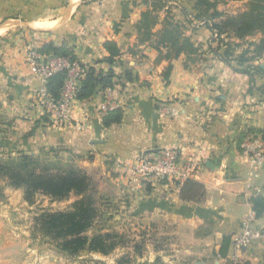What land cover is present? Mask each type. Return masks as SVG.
<instances>
[{
	"label": "crops",
	"instance_id": "0c3cea01",
	"mask_svg": "<svg viewBox=\"0 0 264 264\" xmlns=\"http://www.w3.org/2000/svg\"><path fill=\"white\" fill-rule=\"evenodd\" d=\"M168 1L176 7L179 0ZM182 1L190 8L189 0ZM147 7L142 0H0V152H60L91 178L104 176L116 187L114 202L140 212L130 220L141 216L143 228L152 227L148 233L161 239L150 244L146 234L140 264H264V237L239 250L233 246L242 224L255 218L251 198L264 197V163L251 167L239 147L246 131L264 137V98L249 93L248 75L207 51L189 68L183 55L172 60L166 82L169 61L158 60L152 46L138 44L135 24ZM196 27L188 33H198L201 26ZM45 41L72 47L87 66L108 56L104 42L116 43L121 61L116 71L133 76L129 83L122 79L120 123L103 126L99 88L75 102L68 124L48 120L40 105L46 84L32 74L26 59V46ZM251 64L261 67L264 54ZM165 101L176 105L172 118L158 111ZM161 147L201 160L191 178L204 185L203 200L183 201L179 188L166 183L146 192L128 180L124 162ZM7 188L0 179V264H70L47 242L38 244ZM255 219L262 224L264 213ZM223 236L230 237V245L221 255Z\"/></svg>",
	"mask_w": 264,
	"mask_h": 264
},
{
	"label": "trees",
	"instance_id": "16d2710c",
	"mask_svg": "<svg viewBox=\"0 0 264 264\" xmlns=\"http://www.w3.org/2000/svg\"><path fill=\"white\" fill-rule=\"evenodd\" d=\"M189 1L190 8H187V4L182 0L177 2L176 7L167 6L166 15L160 19L159 13L167 5L168 0H151L150 4L148 0H142L144 4L148 3V7L135 24L138 44L152 46L158 53L157 59L167 60L169 63L183 55L186 68H189L188 65L194 60H204L208 56L206 51L212 53L214 57L230 65L236 64L238 67L236 70L250 78L249 93H254L260 99L264 98V82L258 86L254 81L255 78L264 79V69L251 64V61L264 54V0H246V9L235 14L220 11L218 4L221 0ZM200 21L202 22L199 24L201 26L199 32L188 34L190 26ZM157 24H160V28L154 31ZM192 29L196 31L197 27L194 26ZM254 35H258V38L250 43L253 48L244 49L239 55L234 56V47L239 43L226 39L243 40ZM215 42L217 46L213 48L212 43ZM103 47L108 56L98 65L88 66L79 88L78 99L89 97L96 88L103 90L115 85L123 88L125 84L122 79L128 83L133 80L130 71L123 73L116 71L121 64L120 51L116 43L106 41ZM39 50L46 54L77 58L72 47L64 43L58 45L52 41H45ZM130 53L135 52L130 50ZM248 53L251 55L248 56ZM101 63H104L105 67H100ZM171 69L170 63L163 74L166 82L169 81ZM63 81V72L52 75L45 85L47 93L57 99ZM122 116L121 107L117 108L102 118V124L105 127L118 124ZM0 177L7 179L10 186L22 188L28 201H31L37 192L53 200L66 199L70 194L77 197L66 210H44L34 217L35 231L42 237L54 241L57 250L66 256H77L83 251L107 255L126 241L123 233L115 232L112 228L103 230V226H98L100 225L98 218L102 214L99 206H103V199H97L92 193V178L85 170L73 165L54 168V165L41 163L38 155L20 152L16 161L0 159ZM145 185L144 191L150 192L151 184ZM179 197L183 201H201L205 197V187L201 182L187 178L179 187ZM250 202L255 218L261 217L264 213V197L251 198ZM104 207L113 211L111 216L122 214L123 209L127 210L107 200ZM92 228L96 231L88 235L87 232ZM229 245L230 237L223 236L219 250L221 255L227 252Z\"/></svg>",
	"mask_w": 264,
	"mask_h": 264
},
{
	"label": "built area",
	"instance_id": "2783aa9c",
	"mask_svg": "<svg viewBox=\"0 0 264 264\" xmlns=\"http://www.w3.org/2000/svg\"><path fill=\"white\" fill-rule=\"evenodd\" d=\"M27 64L32 74L45 85L48 78L58 72L64 73V81L59 97L53 98L42 88L40 105L44 115L56 125L68 124L72 118V110L78 99V92L88 66L80 59H71L68 56H56L43 53L39 47L26 46ZM122 88L119 85L101 90V100L98 105V114L101 118L113 110L121 107ZM160 115L172 118L176 115V105L173 101L159 104ZM241 152L247 157L251 167H259L264 163V137L256 131H246L239 144ZM128 180L134 184L166 183L180 187L187 178L195 175L201 167V160L197 157L185 158L175 147H161L157 151L140 152L124 162ZM251 216L242 224L241 232L234 241L235 250L248 246L254 239L264 237V220L256 224Z\"/></svg>",
	"mask_w": 264,
	"mask_h": 264
},
{
	"label": "rangeland",
	"instance_id": "374dc122",
	"mask_svg": "<svg viewBox=\"0 0 264 264\" xmlns=\"http://www.w3.org/2000/svg\"><path fill=\"white\" fill-rule=\"evenodd\" d=\"M151 0H148V3L150 4ZM246 0H221L218 4V8H221L225 10L224 13L226 14H235L242 10L246 9ZM177 5V3H176ZM169 7H174L175 4L172 3V1H168L167 5L163 7L161 12L159 13L160 17L163 18L166 15V9ZM202 21L199 23L195 22L193 23L187 33L192 30L194 26H198ZM200 26V25H199ZM189 34V33H188ZM224 36V35H223ZM258 35L249 36L243 40L238 39H226V40H232L233 42H238L239 45L234 47V56L239 55L244 49H252L253 47L250 45L251 42L257 40ZM213 48L217 46V43H212ZM209 53V52H208ZM212 57L214 55L210 53ZM251 55V53H248V56ZM216 58V57H215ZM218 59V58H217ZM199 61V60H196ZM192 63H190L191 65ZM190 65H188L190 67ZM235 69L238 67L236 64L233 65ZM259 85L263 84L264 79H260ZM257 85V84H256ZM258 85V86H259ZM162 103V102H161ZM58 151V150H56ZM0 159L4 161H16L19 159L20 152L16 151H10V150H2L0 152ZM40 162L54 165V168L57 167H67L70 165H74V163L71 161V159H67L65 156L60 154V152H52L50 150L44 151L40 150L37 153ZM57 166V167H56ZM2 181L5 183V187H9L6 190L10 193L9 197L12 195L15 197V199L18 200L17 206H19V214L27 216V227L30 226V230L34 232L37 235L38 238V244L42 245L47 242V244L52 247V250L55 251L57 254H62L64 257L65 254L59 252L55 246L54 241L52 242L50 239H46L42 237L38 232L34 229V217L44 211V210H66L69 208V206L76 200V196L73 194H70L68 198L63 200H53L47 195L37 192L32 197L31 201H28L25 199L24 191L22 188H15L8 184L7 179L4 177H0ZM92 186L93 190L92 193L97 197V199L101 198L103 206H99V211L101 214V217L98 218V221L100 225L103 226V230H110L112 228L113 231L118 233H123L125 235L126 241L120 245H118L111 253L107 255H102L99 253H89L87 251L81 252L77 256H66L68 258V262L70 264H140L142 263V253L146 251V234H148V241L147 243H154L157 244V242H161V239H156L157 237L153 236L148 233V230L152 227L147 228L145 226L143 228V224L140 221V217H136L134 221H131L130 218L133 215H139L140 212H131L130 208L129 210H122V214L117 213L111 216L113 211H110L107 209V207H104V204L107 201L114 202V197L117 196V190L116 187L109 185L108 181L104 178V176L96 178H92ZM145 183L142 184V188L145 190ZM13 189V190H11ZM5 191V190H4ZM7 194L6 191L3 193ZM5 196V195H4ZM108 216H110L108 218ZM96 229H91L87 232L88 235H91L94 233ZM164 241V240H163ZM149 244V245H150Z\"/></svg>",
	"mask_w": 264,
	"mask_h": 264
},
{
	"label": "water",
	"instance_id": "95a60500",
	"mask_svg": "<svg viewBox=\"0 0 264 264\" xmlns=\"http://www.w3.org/2000/svg\"><path fill=\"white\" fill-rule=\"evenodd\" d=\"M261 67L264 69V64H262Z\"/></svg>",
	"mask_w": 264,
	"mask_h": 264
}]
</instances>
